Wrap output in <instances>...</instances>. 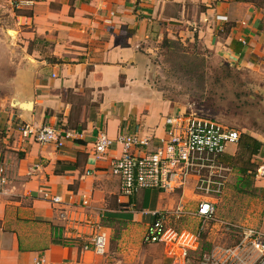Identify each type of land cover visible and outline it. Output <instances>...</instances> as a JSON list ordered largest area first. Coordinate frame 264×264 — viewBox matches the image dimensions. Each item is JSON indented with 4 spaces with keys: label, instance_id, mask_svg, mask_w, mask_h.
I'll use <instances>...</instances> for the list:
<instances>
[{
    "label": "crops",
    "instance_id": "crops-1",
    "mask_svg": "<svg viewBox=\"0 0 264 264\" xmlns=\"http://www.w3.org/2000/svg\"><path fill=\"white\" fill-rule=\"evenodd\" d=\"M17 1L0 0V264L41 257L50 264H173L161 245H144L150 222L143 224L142 215L152 223V212L173 208L179 193L158 191L151 206L153 190L121 197L108 168L121 147L96 160L93 140L101 131L111 139L129 133L148 138L151 151L164 135V117L182 112L149 81L150 53L164 39L198 42L238 70H264V7L237 0H29L16 7ZM262 79L254 120L236 125L263 144L261 151ZM23 124L76 130L82 139L61 148L40 145L21 138ZM228 147L225 155L235 156L237 144ZM39 191L60 196L75 213L80 196H91L109 235L105 255L69 244L64 222ZM185 195L194 205L190 190ZM117 212L133 216L129 222L110 217ZM107 220L122 235L112 238Z\"/></svg>",
    "mask_w": 264,
    "mask_h": 264
},
{
    "label": "built area",
    "instance_id": "built-area-1",
    "mask_svg": "<svg viewBox=\"0 0 264 264\" xmlns=\"http://www.w3.org/2000/svg\"><path fill=\"white\" fill-rule=\"evenodd\" d=\"M15 5L29 6L31 1L18 0ZM217 20L226 18L219 16ZM163 124L164 135L151 151H146L148 138L129 133L111 139L101 131L93 140L92 155L96 160L103 159L114 146L121 147L120 155L108 165L110 174L118 180L121 197L129 199L143 190L179 193L180 199L173 208L152 212L155 219L147 225L143 243L161 245L173 264H185L193 253H199L198 264H264V231L218 216V204L233 171L223 162V156L228 145L238 143L241 134L214 118L194 113L165 116ZM19 132L23 140L53 144L56 148L82 139L81 132L48 125L35 128L23 124ZM255 179L264 180V162L258 167ZM4 184V179H0V185ZM186 190L196 198L194 205L186 202ZM39 193L64 222L69 244H79L82 251H91L96 256L105 255L109 235L100 222L102 214L94 211L91 196H80L75 213L64 207L60 196H51L46 191ZM219 233H231L236 241L228 246L214 245L210 237L215 238ZM203 243L208 245L207 250H203ZM34 264L50 263L41 257Z\"/></svg>",
    "mask_w": 264,
    "mask_h": 264
},
{
    "label": "rangeland",
    "instance_id": "rangeland-1",
    "mask_svg": "<svg viewBox=\"0 0 264 264\" xmlns=\"http://www.w3.org/2000/svg\"><path fill=\"white\" fill-rule=\"evenodd\" d=\"M150 56L151 85L178 111L214 118L237 131V123L247 125L254 120L262 99L255 89L256 84L263 80L264 70H238L198 42L162 41L154 47ZM232 150L233 147H228L226 151ZM263 159L264 149L252 158L250 173L263 163ZM236 181L237 173L233 170L226 192L218 204V216L239 225L262 227L264 188L260 187L261 180L251 177V184L242 192L236 190ZM157 197L158 191L153 190L149 206L154 205ZM132 216L130 212L110 214L111 218L126 222ZM142 217L143 224L151 223V215L143 214ZM105 225L113 227L112 238L122 235L120 225L108 220ZM210 240L214 245L228 246L236 241V236L219 233L215 238L211 236ZM202 247L203 250L208 249L205 243ZM198 259L199 253H193L187 264H198Z\"/></svg>",
    "mask_w": 264,
    "mask_h": 264
},
{
    "label": "trees",
    "instance_id": "trees-1",
    "mask_svg": "<svg viewBox=\"0 0 264 264\" xmlns=\"http://www.w3.org/2000/svg\"><path fill=\"white\" fill-rule=\"evenodd\" d=\"M239 2L253 3L258 8L264 7V0H237ZM29 15V13H26ZM164 42L170 43L171 40L164 39ZM263 144L249 135L241 134L237 143V153L235 156H223V162L235 170L237 173L236 190L238 192L244 191L250 184L251 177L256 174L255 167L253 172L250 173V167L253 165L252 158L257 156L261 151ZM58 239L60 236H57ZM58 243H62L61 240H57Z\"/></svg>",
    "mask_w": 264,
    "mask_h": 264
},
{
    "label": "water",
    "instance_id": "water-1",
    "mask_svg": "<svg viewBox=\"0 0 264 264\" xmlns=\"http://www.w3.org/2000/svg\"><path fill=\"white\" fill-rule=\"evenodd\" d=\"M13 105H14V106H19V107H20V105H18V103H16L15 101H14ZM22 108H23V107H22Z\"/></svg>",
    "mask_w": 264,
    "mask_h": 264
}]
</instances>
